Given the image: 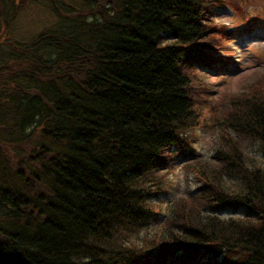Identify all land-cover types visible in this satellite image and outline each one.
<instances>
[{"label": "trees", "instance_id": "obj_1", "mask_svg": "<svg viewBox=\"0 0 264 264\" xmlns=\"http://www.w3.org/2000/svg\"><path fill=\"white\" fill-rule=\"evenodd\" d=\"M256 1L0 0V264H264V171L233 144L215 156L239 192L201 173L190 212L140 235L159 220L155 173L192 151L201 48L231 58L212 15L230 6L245 32L262 29ZM31 4L49 17L18 34ZM255 81L219 125L264 150L263 74ZM232 207L244 223L217 213Z\"/></svg>", "mask_w": 264, "mask_h": 264}, {"label": "rangeland", "instance_id": "obj_2", "mask_svg": "<svg viewBox=\"0 0 264 264\" xmlns=\"http://www.w3.org/2000/svg\"><path fill=\"white\" fill-rule=\"evenodd\" d=\"M254 4L260 13H264V0H260L258 3L256 1ZM252 6L250 5L249 8ZM218 13L215 19L227 22L228 26L231 25L232 28L230 27V29L234 31L233 35H230V38L233 39L231 41L238 43L239 35L236 34V30L239 29L241 22L236 14L229 7L219 10ZM48 17L49 14L41 6L28 5L19 10L14 31L28 36ZM238 45L233 54L235 59H239L237 61L238 66L230 70L215 69L211 71L205 67L198 69L199 77L202 78L201 82H208L206 85L208 97L202 93L205 98L197 100L200 101V104L198 102V106L195 108L198 112L199 122L188 130L189 143L194 148V153L184 160H180L179 157L176 158L169 169H161L155 173L154 182H158L160 187L157 196L153 199L155 210L160 212L159 216L157 215L159 220L153 221V225L143 228L140 235H144L146 230L157 234L158 231L156 230L162 229L161 222L169 217L173 211L190 212L191 206H195L197 201L198 187L204 181V178L201 179L197 176L201 173L206 177L205 182L207 179L211 181V176H213L214 182L218 183L221 189L239 192L240 188H243L242 182L235 177V170L227 172L221 167L220 160L215 156L219 148L225 147L226 150H229L228 147L233 144L238 148L239 155L247 168L257 167L264 171V150L260 142L252 136H238L219 125L223 121L227 102L233 96L238 95L241 90L255 86L257 83L255 80L260 78L262 74L264 77V28L257 27V30L247 37L244 45ZM222 132H229L224 140L221 138ZM177 200H181L179 207L174 205ZM245 213L243 207H232L224 209L219 215L224 218L232 217L244 223ZM202 214H205V210L200 213V218ZM155 236L157 237V235Z\"/></svg>", "mask_w": 264, "mask_h": 264}, {"label": "bare ground", "instance_id": "obj_3", "mask_svg": "<svg viewBox=\"0 0 264 264\" xmlns=\"http://www.w3.org/2000/svg\"><path fill=\"white\" fill-rule=\"evenodd\" d=\"M206 64H207V61H206Z\"/></svg>", "mask_w": 264, "mask_h": 264}]
</instances>
